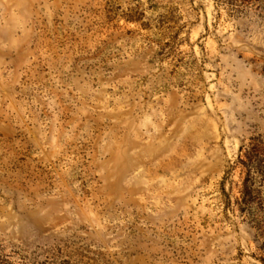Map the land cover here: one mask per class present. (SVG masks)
Segmentation results:
<instances>
[{
  "label": "rangeland",
  "instance_id": "374dc122",
  "mask_svg": "<svg viewBox=\"0 0 264 264\" xmlns=\"http://www.w3.org/2000/svg\"><path fill=\"white\" fill-rule=\"evenodd\" d=\"M0 264H264V0H0Z\"/></svg>",
  "mask_w": 264,
  "mask_h": 264
},
{
  "label": "trees",
  "instance_id": "16d2710c",
  "mask_svg": "<svg viewBox=\"0 0 264 264\" xmlns=\"http://www.w3.org/2000/svg\"><path fill=\"white\" fill-rule=\"evenodd\" d=\"M253 193V190L247 186V184H244L242 189V199L246 204H249L250 200H247V196L251 197V194Z\"/></svg>",
  "mask_w": 264,
  "mask_h": 264
}]
</instances>
